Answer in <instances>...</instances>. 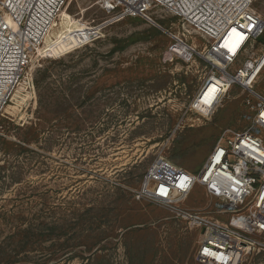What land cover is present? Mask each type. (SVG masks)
Segmentation results:
<instances>
[{"label":"rangeland","instance_id":"rangeland-1","mask_svg":"<svg viewBox=\"0 0 264 264\" xmlns=\"http://www.w3.org/2000/svg\"><path fill=\"white\" fill-rule=\"evenodd\" d=\"M97 1L69 0L0 117V264H198L199 229L137 192L159 158L198 174L256 100L233 86L209 117L190 112L211 71L203 38L164 12L152 24ZM252 8L264 20V0ZM71 29L98 37L56 55ZM173 37L187 60L167 53ZM253 91L264 97V70ZM215 203L195 184L180 207L227 222ZM240 264H264V245Z\"/></svg>","mask_w":264,"mask_h":264},{"label":"built area","instance_id":"built-area-1","mask_svg":"<svg viewBox=\"0 0 264 264\" xmlns=\"http://www.w3.org/2000/svg\"><path fill=\"white\" fill-rule=\"evenodd\" d=\"M253 1H97L99 9L107 15L137 18L152 24L153 15L164 12L203 38L205 60L211 71L191 100L190 112L209 117L233 86L256 100L253 104L248 96L243 102L251 112L250 126L238 132L224 131L198 174L159 158L145 173L137 192V199L167 207L199 229L195 254L198 264H240L251 249L264 245V145L255 135L264 131V97L253 91L264 70V44L260 42L264 20L253 10ZM68 2L0 0V117L25 79L32 57L43 47L55 19ZM77 23L82 28L88 27ZM84 32L71 29L63 35L66 52L98 37ZM173 38L176 42L167 53L174 50L177 42L194 52L192 47ZM195 184L217 200L213 215L225 216L227 222L181 209Z\"/></svg>","mask_w":264,"mask_h":264},{"label":"bare ground","instance_id":"bare-ground-1","mask_svg":"<svg viewBox=\"0 0 264 264\" xmlns=\"http://www.w3.org/2000/svg\"><path fill=\"white\" fill-rule=\"evenodd\" d=\"M65 11H66V9L62 10L61 13L59 14V16L55 19L51 31L56 29L63 22L61 16H62L63 12H65ZM66 20H67V18L64 19V21H66ZM231 33H233V32H231ZM62 48L64 50H62V51L58 50L59 53L56 52L57 53L56 55H60L61 53H64L68 50L66 47L65 48L62 47ZM172 52H173V54H176L177 56L187 60V58H189L191 56L193 51L190 48H188L187 46L181 44L180 42H177L176 46L174 47V50L173 51L171 50V52H169V53H172Z\"/></svg>","mask_w":264,"mask_h":264},{"label":"trees","instance_id":"trees-1","mask_svg":"<svg viewBox=\"0 0 264 264\" xmlns=\"http://www.w3.org/2000/svg\"><path fill=\"white\" fill-rule=\"evenodd\" d=\"M262 41H263V39L261 38V39H260V42H262Z\"/></svg>","mask_w":264,"mask_h":264}]
</instances>
